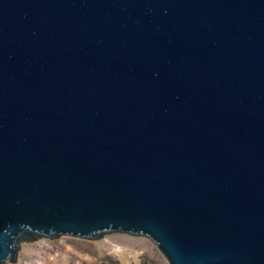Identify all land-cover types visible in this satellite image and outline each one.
<instances>
[{
	"label": "water",
	"instance_id": "1",
	"mask_svg": "<svg viewBox=\"0 0 264 264\" xmlns=\"http://www.w3.org/2000/svg\"><path fill=\"white\" fill-rule=\"evenodd\" d=\"M108 232L264 264V0H0V264Z\"/></svg>",
	"mask_w": 264,
	"mask_h": 264
},
{
	"label": "rangeland",
	"instance_id": "2",
	"mask_svg": "<svg viewBox=\"0 0 264 264\" xmlns=\"http://www.w3.org/2000/svg\"><path fill=\"white\" fill-rule=\"evenodd\" d=\"M5 264H169L148 236L108 232L97 239L69 235L22 240L17 260Z\"/></svg>",
	"mask_w": 264,
	"mask_h": 264
}]
</instances>
